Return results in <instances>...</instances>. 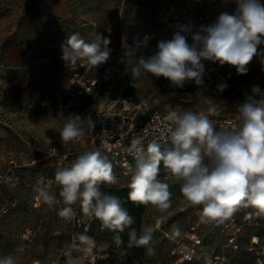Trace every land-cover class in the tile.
Segmentation results:
<instances>
[{
  "label": "rangeland",
  "instance_id": "374dc122",
  "mask_svg": "<svg viewBox=\"0 0 264 264\" xmlns=\"http://www.w3.org/2000/svg\"><path fill=\"white\" fill-rule=\"evenodd\" d=\"M169 1L0 0V258L12 254L16 264H66L65 252L78 234L85 233L95 239L96 247L92 254L72 250L78 264H203V259H182L181 249L191 246L193 237L202 240V258L224 252L227 260L221 264L257 263L256 252L249 250V236L255 230L244 231L238 249L227 246L221 221H202L200 206L189 204L180 191L183 182L163 164L158 179L167 183L172 193V205L164 212L128 201L131 175L115 173V184L100 185L102 192L122 199L138 235L144 227L154 229V255H148L144 247L127 248L128 229L121 234L124 244L119 247L112 240L113 232L101 230L99 219L94 218L90 229L85 230L79 203L72 206L77 211L72 221L58 216L65 205L54 182V159L47 158V151L54 146L58 152H85L90 148L84 138L65 143L60 137L65 117L72 114L65 108L71 83L61 59V44L74 32L86 41L98 32L110 39L109 48L119 46L134 32L152 31L165 36L172 31L173 13L177 11ZM261 49L264 45L258 46ZM119 59L111 51L108 60ZM103 65L92 69V77L101 75ZM215 74L213 85H194L188 95L159 87L153 92L150 79L141 78L134 88L129 77L113 78L102 82L99 90L88 92L84 104L103 103L125 91L139 99L150 96L152 111L206 112L207 99L219 110L218 115L210 116L217 128L222 117L239 116V104L245 94H251L253 85L264 90V70L260 59L254 57L245 75L237 74L235 67L227 64L219 65ZM221 81L228 85L222 93L217 92ZM44 176L54 182L51 192L57 203L51 208L36 199L34 191L37 180ZM249 213L248 209H239L233 214L243 221ZM60 251H64V258L56 262Z\"/></svg>",
  "mask_w": 264,
  "mask_h": 264
},
{
  "label": "clouds",
  "instance_id": "9594fccd",
  "mask_svg": "<svg viewBox=\"0 0 264 264\" xmlns=\"http://www.w3.org/2000/svg\"><path fill=\"white\" fill-rule=\"evenodd\" d=\"M234 2V12L222 11L216 20L201 26L189 44L181 28L171 40H162L157 51L150 56L141 55L125 68L130 73V83L135 88L141 78L163 77L174 88H183L192 82L205 87V61L235 67L237 74L245 75L254 57L260 59L264 70V3L261 0H222ZM145 36L143 42L147 43ZM109 38L95 32L91 41H86L79 32L71 33L61 44V59L75 68L86 62L89 70L105 63L110 58ZM129 55H134L130 51ZM228 87L221 81L217 92ZM251 94L239 104L241 122L234 129L217 130L210 116L219 114L217 106L209 104L207 111H170L162 129L166 139L151 140L145 148L140 138L132 140L130 153H134L135 164L127 165L131 175L128 185V201L135 205H151L160 212L172 205L169 185L158 179L160 166L182 181L180 191L192 206H200L202 221L230 218L239 209L251 208L249 217H264V90L253 85ZM174 95V93H173ZM90 117L69 114L60 131L65 143L74 142L86 133ZM117 177L113 164L99 149L89 150L77 156L70 166L58 167L54 182L59 186V196L65 207L58 216L72 221L77 211L72 206L79 203L84 216L95 217L101 230L114 233L112 240L117 247L124 244L122 233L128 232L127 248L144 247L148 255H154L151 246L154 229L144 227L138 235L131 226L134 218L123 206L119 196L100 190L101 184H115ZM36 199L49 208L57 203L51 192V184L37 180L34 188ZM78 241V242H77ZM106 247L110 246L108 244ZM96 247L93 237L80 233L65 252L66 264H78L72 250L92 254ZM0 264H16L12 254L0 258Z\"/></svg>",
  "mask_w": 264,
  "mask_h": 264
},
{
  "label": "built area",
  "instance_id": "2783aa9c",
  "mask_svg": "<svg viewBox=\"0 0 264 264\" xmlns=\"http://www.w3.org/2000/svg\"><path fill=\"white\" fill-rule=\"evenodd\" d=\"M182 9V13L172 22L171 35L161 36L155 32H134L130 37L124 38L123 43L111 51L119 57V61L103 63V71L98 78L92 77V69L86 65V62L79 63L75 68L63 61L66 73L70 76V88L65 102V108L69 112L79 111L80 101L88 92L94 89H100L102 82L110 81L113 78H130V73L125 74V68L131 62L138 60L141 55L150 56L157 51V44L162 40H171L176 32L181 28H187L188 31L181 32L189 44L192 43V36L196 34L201 26H207L216 20V17L222 11H228L229 8L222 0H171ZM145 36L149 37L146 45L143 42ZM134 55H129V52ZM206 75L204 81L206 85L211 86L215 83V72L219 67L218 63L205 61ZM159 84L153 85V92L159 88L172 87L168 80L163 77H157ZM195 84L185 83L183 88H176L181 92H188L190 87ZM155 94V93H154ZM151 107L150 96L138 99L130 93L121 91L112 96L103 103H90L82 108L80 115L90 117L91 120L86 125L85 136L89 141L90 150L99 149L113 164V172L127 175V165L135 164L134 153L128 149L131 147L132 140L140 138L144 147L155 140L166 139L162 129L167 123L164 117L169 113L167 111L153 110ZM239 116L222 117L217 121V130L234 129L240 124ZM57 146L51 147L47 151V158L55 160L54 172L58 167L70 166L78 155L84 151H74L60 153ZM45 183L53 186V180L48 177H42ZM254 211L250 209V212ZM95 217H83L82 225L85 230H89ZM221 233L226 245L238 249L240 247V238L246 229L255 230L249 236V250L256 252L257 263L264 264V217H245L240 220L235 214L220 223ZM194 229V228H193ZM193 243L181 249L183 261L193 262L202 260L203 264H221L226 259L224 252L212 253L202 258L201 246L202 240L198 237L192 238ZM64 258V251H60L56 256V262Z\"/></svg>",
  "mask_w": 264,
  "mask_h": 264
},
{
  "label": "crops",
  "instance_id": "0c3cea01",
  "mask_svg": "<svg viewBox=\"0 0 264 264\" xmlns=\"http://www.w3.org/2000/svg\"><path fill=\"white\" fill-rule=\"evenodd\" d=\"M169 3H172L171 1H169ZM172 4H174V3H172ZM227 4V6H228V8H229V12L231 13V12H234V10H235V7H236V5H235V3L234 2H230V3H226ZM175 5V4H174ZM176 9H177V11H175L174 13H173V19H172V22H173V20L174 19H176L181 13H182V9H181V7H179L178 5H176V7H175ZM172 22H171V25H172ZM172 30H173V27H172ZM147 32H150V31H147ZM152 32V31H151ZM171 33H172V31H171ZM171 33L170 34H166V35H171ZM161 36H164V35H162V34H160ZM123 43V40L121 41V43H120V45ZM116 47H118V46H115L114 48H116ZM110 49H112V48H110ZM215 77H216V74H215ZM150 82H153L154 84H159V81H158V78L157 77H151V79H150ZM206 83V82H205ZM168 91L169 90H175L176 92H178L179 94H181V95H188L189 94V92H181V91H179L178 89H176V88H174V87H170V88H166ZM95 90H99V89H95ZM88 94V93H87ZM87 94H86V96H87ZM86 96H84L82 99H81V101H80V106H79V111H76V112H70V113H72V114H79L80 115V113H81V110H82V108H84L86 105H88V104H90V103H97V102H90V103H86V104H84V100H85V98H86ZM139 99V98H138ZM107 101V100H106ZM151 108V107H150ZM149 111H152V110H149ZM82 138H84L86 141H87V143H88V147H90V144H89V141H88V139L86 138V136L84 135ZM91 148V147H90ZM90 148H89V150H90ZM60 153H66V152H60ZM54 164H55V160H54ZM251 208H248V210H250Z\"/></svg>",
  "mask_w": 264,
  "mask_h": 264
},
{
  "label": "bare ground",
  "instance_id": "6f19581e",
  "mask_svg": "<svg viewBox=\"0 0 264 264\" xmlns=\"http://www.w3.org/2000/svg\"><path fill=\"white\" fill-rule=\"evenodd\" d=\"M130 174H127V176H129Z\"/></svg>",
  "mask_w": 264,
  "mask_h": 264
}]
</instances>
